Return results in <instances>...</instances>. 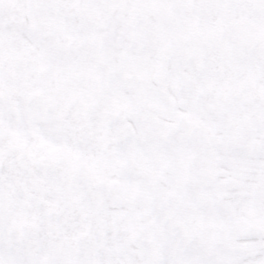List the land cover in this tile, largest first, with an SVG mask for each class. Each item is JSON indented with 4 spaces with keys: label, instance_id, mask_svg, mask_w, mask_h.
<instances>
[{
    "label": "snow or ice",
    "instance_id": "obj_1",
    "mask_svg": "<svg viewBox=\"0 0 264 264\" xmlns=\"http://www.w3.org/2000/svg\"><path fill=\"white\" fill-rule=\"evenodd\" d=\"M0 264H264V0H0Z\"/></svg>",
    "mask_w": 264,
    "mask_h": 264
}]
</instances>
